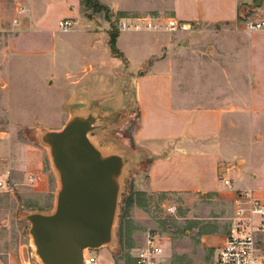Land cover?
I'll list each match as a JSON object with an SVG mask.
<instances>
[{
  "label": "crops",
  "instance_id": "crops-1",
  "mask_svg": "<svg viewBox=\"0 0 264 264\" xmlns=\"http://www.w3.org/2000/svg\"><path fill=\"white\" fill-rule=\"evenodd\" d=\"M96 1L118 18L174 19L196 32L121 31L115 55L109 34L100 31L103 21L85 17L83 0H0L6 49L22 61L59 67L60 58L72 55L74 78L91 69L85 90L72 100L100 109L125 108L130 82L140 181L149 193L214 194L234 207L238 191L252 190L264 205V29L250 32L242 22L247 11L264 20V0ZM62 20L73 22L69 32L60 29ZM119 73L138 76L132 85L126 75L117 94L97 92ZM221 173L232 188L220 182Z\"/></svg>",
  "mask_w": 264,
  "mask_h": 264
},
{
  "label": "rangeland",
  "instance_id": "rangeland-1",
  "mask_svg": "<svg viewBox=\"0 0 264 264\" xmlns=\"http://www.w3.org/2000/svg\"><path fill=\"white\" fill-rule=\"evenodd\" d=\"M93 16L103 21L100 31L107 32L109 37L120 32L121 18H160L158 20L162 21L161 17L153 16L118 18L107 9L86 8L85 17L90 22ZM99 26L92 21V27L98 30ZM187 30L196 32V26L182 29ZM6 46V35L0 33V182L5 185L0 187V264H41L34 254L30 224L24 215L52 212L59 181L49 149L38 135L44 130L63 127L69 107L76 101L72 98L85 90L91 69L83 68L78 78H74L70 54L58 60L59 67L49 60L22 61L12 56ZM79 46L82 55L83 41ZM81 55L80 66L84 64ZM126 75H111L107 86H99L101 89L97 92L117 94V89L127 84ZM129 75L133 85L138 75ZM97 79H93L94 84ZM114 117V113L109 115V119ZM138 126L132 106L112 125L96 133L93 140L105 151L136 156ZM31 176L35 179L33 182L29 179ZM142 177L145 173L131 168L124 180L115 228L116 244L91 251V254L105 264H133L135 250L143 245L148 233H154L161 236L165 244L168 264H213L217 244L231 229L233 205L214 194L190 197L152 194L144 189L146 181H140ZM168 208L174 211L168 212ZM257 239L264 255V232L259 233Z\"/></svg>",
  "mask_w": 264,
  "mask_h": 264
},
{
  "label": "water",
  "instance_id": "water-1",
  "mask_svg": "<svg viewBox=\"0 0 264 264\" xmlns=\"http://www.w3.org/2000/svg\"><path fill=\"white\" fill-rule=\"evenodd\" d=\"M129 86L130 82L125 108L100 109L73 102L61 129L44 130L38 135L49 149L59 181L52 212L24 215L30 224L34 254L41 264H84L88 251L116 244L124 180L131 168H140L137 156L105 151L93 137L134 106ZM113 113L115 117L109 119Z\"/></svg>",
  "mask_w": 264,
  "mask_h": 264
},
{
  "label": "built area",
  "instance_id": "built-area-1",
  "mask_svg": "<svg viewBox=\"0 0 264 264\" xmlns=\"http://www.w3.org/2000/svg\"><path fill=\"white\" fill-rule=\"evenodd\" d=\"M253 12L247 11V15L242 18L246 30L252 32L264 29V20L258 16L253 19L255 16V14L251 16ZM18 13L19 15L24 14L25 8L19 6ZM119 21L120 32H174L186 26L174 19L162 22L154 18H121ZM13 23L18 26L19 18H15ZM59 26L63 32H69L73 27V22L61 21ZM1 27L0 17V30ZM29 179L31 182L35 180L33 176ZM219 180L225 187L232 188V181L224 173L220 174ZM0 187H5L3 182H0ZM173 211L174 208H168V212ZM262 232H264V205L256 198L254 191H238L234 200L231 229L223 245L217 250L213 264H264V255L257 239L258 234ZM168 258L161 236L148 233L143 245L138 247L133 254V264H168ZM84 264L105 263L88 251Z\"/></svg>",
  "mask_w": 264,
  "mask_h": 264
},
{
  "label": "trees",
  "instance_id": "trees-1",
  "mask_svg": "<svg viewBox=\"0 0 264 264\" xmlns=\"http://www.w3.org/2000/svg\"><path fill=\"white\" fill-rule=\"evenodd\" d=\"M83 5L89 9H96V10H106L103 6H101L96 0H83ZM118 37V33H112L110 36V46L112 49L113 54L118 55V50L116 48V39Z\"/></svg>",
  "mask_w": 264,
  "mask_h": 264
}]
</instances>
